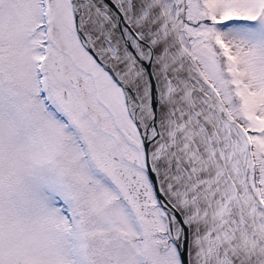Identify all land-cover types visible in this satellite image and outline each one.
Returning <instances> with one entry per match:
<instances>
[{
  "label": "snow or ice",
  "instance_id": "snow-or-ice-1",
  "mask_svg": "<svg viewBox=\"0 0 264 264\" xmlns=\"http://www.w3.org/2000/svg\"><path fill=\"white\" fill-rule=\"evenodd\" d=\"M0 264H264V0H0Z\"/></svg>",
  "mask_w": 264,
  "mask_h": 264
}]
</instances>
